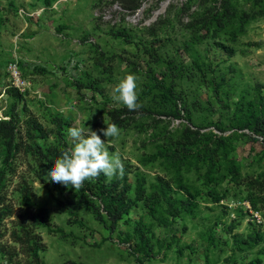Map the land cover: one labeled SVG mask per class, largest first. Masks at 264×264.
Segmentation results:
<instances>
[{"label": "trees", "instance_id": "16d2710c", "mask_svg": "<svg viewBox=\"0 0 264 264\" xmlns=\"http://www.w3.org/2000/svg\"><path fill=\"white\" fill-rule=\"evenodd\" d=\"M8 1L14 7L11 0ZM37 1L46 8L52 3L51 0ZM114 1L128 13L136 12L142 5L141 0ZM192 1L186 0L179 8V14H189ZM174 7L167 9L166 18L171 16ZM205 7L202 1L191 20L201 22L204 29L216 37L222 34L224 39L217 43V47L227 59H231L236 55L234 43L237 42L238 31L234 28L227 30L226 24L237 16L241 30L242 23L249 16L244 12L236 15L229 2L223 5L221 12L209 8L204 12ZM109 35L124 44L134 42V36L126 29L111 28ZM193 45L195 43L189 41L172 45L166 38H160L153 27L143 28L140 43L135 44L137 50L124 51L127 56L122 57L126 63L144 71V75L146 67L151 70L152 74L149 78L144 77L137 92L140 106L130 111L123 105L106 113L108 124H116L123 133L138 114L153 116L152 129L158 128L161 119L180 122V131L165 127L152 134L151 151L144 152L138 159L142 167L157 166L159 173L150 178L139 167L120 159L122 174L111 178L101 174L85 180L73 193L68 192L67 203L87 210L93 222L108 230L109 235L116 233L119 244L127 245L128 252L139 264L152 260L158 254L165 257L173 246L179 244L178 239L172 241V233L180 221L185 223L181 227L184 233L188 229L187 224L203 230L207 240L204 264H216L217 260L212 258L216 255L214 247L219 242L214 236L215 230L222 228L230 236L249 216L242 207L231 208L223 202L242 199L253 211L264 215V171L248 174L241 164L234 161L230 149L232 139L224 134L225 130L220 125L227 116L226 121L234 134L260 142L262 155L256 159L259 164L264 158V110L256 101L240 98L230 103L228 96L221 98L222 90L214 86L212 78L218 72L194 52ZM173 46L174 49L171 48ZM103 56L101 53L95 58V66L102 68L105 75L109 72L108 65L104 66L105 61L109 63L110 59L105 60ZM159 69L164 71L156 78L154 75ZM21 72L25 77L22 69ZM88 75L74 80L77 93L85 88L103 94L101 82L104 78ZM188 83L209 86L216 95L219 108L215 110L213 103L202 101L198 92H187ZM4 92L10 103L0 117V264H46L42 257L47 247L37 230L45 229L48 234L59 235L60 238H65L66 234L53 225L48 209L36 201L33 183L37 181L49 190V182L42 171L47 173L54 158L62 149L69 147L64 133L67 124L60 115L50 114L51 128L46 131L25 105L24 98L29 91L20 93L9 84ZM215 112L218 119L212 122L211 116ZM209 125L218 134L203 132ZM49 134L52 141H49ZM20 165L25 166V172L18 171ZM224 180L229 188L222 187ZM198 182L206 188L202 189ZM53 184L60 194L71 188ZM133 209L140 211L142 216L130 230L120 229L121 222L124 225L129 222ZM231 211L236 218L227 223ZM145 215L156 222L161 233L159 238L150 237L151 229L143 218ZM247 228L248 232L232 244L231 255L225 258V263H232L237 254L249 253L251 258L243 264H264V226L250 220ZM176 252L181 255L178 250Z\"/></svg>", "mask_w": 264, "mask_h": 264}, {"label": "rangeland", "instance_id": "374dc122", "mask_svg": "<svg viewBox=\"0 0 264 264\" xmlns=\"http://www.w3.org/2000/svg\"><path fill=\"white\" fill-rule=\"evenodd\" d=\"M202 1L206 4L204 12H207L206 8L221 12L223 5L229 2L236 15L244 12L249 16L242 23L241 30L237 16L226 24L227 30L234 28L238 31V39L234 43L236 55L231 59H227L217 47V43L224 39L222 34L216 37L207 32L201 22L191 20V15L198 11ZM9 2L0 0V117L10 103L4 91L10 83L7 64L14 56L31 84L24 98L25 105L46 131L51 128L50 114L60 115L67 124L64 133L68 143L67 132L71 126L85 123L93 130L106 127L109 122L107 111L123 106L114 99V88L118 82L128 73H133L137 77L138 92L144 77L149 78L152 74L149 67L145 68L144 75V71L122 59L127 56L124 51L137 50L135 44L140 43L142 30L147 27H153L160 38H166L172 45L183 41L194 42V52L218 72L212 78L214 86L222 90L221 98L228 96L230 103L240 98L256 101L264 110V0H193L189 14L178 12L186 0H141L140 9L134 13L124 11L114 0H54L50 9L41 15L45 21L40 20L41 17L32 19L18 13L19 10L32 12L43 7L37 0H11L14 7ZM172 6L175 7L171 16L166 18L167 9ZM111 28L128 30L134 36V42L124 44L112 37L109 35ZM101 53L105 60L110 59L109 63L105 61L104 66L108 65L109 69L105 75L102 68L95 66V58ZM163 71L156 70L154 76L159 78ZM86 74L91 78H104L101 82L103 94L85 88L77 93L73 82L85 78ZM186 85L187 92H198L202 101L213 103L215 110L219 108L216 95L209 86L204 83ZM152 117L150 114H138L124 133L119 130V135L112 138L101 135L111 154L139 167L150 178L159 173V168L150 165L142 167L138 159L144 152L151 151V135L165 127L168 130L182 129L180 122L170 118L161 119L159 129H152ZM211 118L215 122L218 114L213 113ZM226 118L220 125L225 130L224 134L232 139L230 149L234 161L241 164L248 174L264 171V158L261 163L256 162L262 155L260 142L234 134ZM203 132L218 134L212 125ZM52 140L49 134V141ZM18 171L25 172V166L20 165ZM42 174L49 182V190L35 181L33 191L36 201L48 209L53 225L66 234L65 238H60L59 235L48 234L45 229L37 230L47 247L42 257L46 264H139L128 252L127 245L119 244L116 233L109 235L108 230L93 222L87 210L67 203L68 192L73 193L75 189L70 188L60 194L54 189V182L47 177V173L42 171ZM197 184L202 189L206 188L200 182ZM222 187L229 188L226 180ZM240 203L242 199L223 202L231 208L242 207ZM140 216V211L133 209L129 222L125 225L121 222L119 228L130 230ZM143 218L150 226V237L159 238L161 233L156 222L149 220L147 215ZM234 218L236 216L231 211L226 222L230 223ZM261 218L264 222V215ZM250 220L253 219L246 216L230 236L222 228L215 230L214 236L219 242L214 247L216 255L212 258L217 260L216 264H243L251 258L249 253L237 254L232 263H225V258L231 255L232 244L248 232L247 222ZM184 224L180 221L173 229L172 241L178 239L179 244L173 246L165 257L158 254L144 264H204V245L207 241L204 232L187 224L188 229L184 233L181 229Z\"/></svg>", "mask_w": 264, "mask_h": 264}, {"label": "clouds", "instance_id": "9594fccd", "mask_svg": "<svg viewBox=\"0 0 264 264\" xmlns=\"http://www.w3.org/2000/svg\"><path fill=\"white\" fill-rule=\"evenodd\" d=\"M136 81V75L128 73L114 88V99L130 111L140 106L137 102ZM67 134L69 147L62 149L60 155L55 157L47 168V177L54 183L66 188L80 189L87 179L101 174L109 178L118 173L122 174L123 164L119 156L111 154L106 147V140L101 139V135L105 138L118 136L119 129L116 124L109 123L104 128L93 130L83 123L69 127Z\"/></svg>", "mask_w": 264, "mask_h": 264}, {"label": "built area", "instance_id": "2783aa9c", "mask_svg": "<svg viewBox=\"0 0 264 264\" xmlns=\"http://www.w3.org/2000/svg\"><path fill=\"white\" fill-rule=\"evenodd\" d=\"M46 8H40L32 12H25L23 10H19L18 13L21 15L23 13L27 18L37 19L41 16V14L45 11ZM7 73L10 79V87L16 89L20 93L28 92L30 89V82L28 79L23 77L21 69L19 67V61L14 56L7 64ZM244 211H247L249 216L255 221L257 224L263 225L261 214L259 212H255L251 209L250 205L246 201H242L240 203Z\"/></svg>", "mask_w": 264, "mask_h": 264}, {"label": "crops", "instance_id": "0c3cea01", "mask_svg": "<svg viewBox=\"0 0 264 264\" xmlns=\"http://www.w3.org/2000/svg\"><path fill=\"white\" fill-rule=\"evenodd\" d=\"M51 2H52V3H51V5H53V3H54V0H51ZM41 6H42V5H41ZM50 7H51V6H50ZM50 7H48L46 10L50 9ZM39 8H40V7H39ZM40 17H41V18H40ZM40 17H39V18H40V20H42V21H45V19H43V18H42V16H40ZM44 18H45V17H44Z\"/></svg>", "mask_w": 264, "mask_h": 264}]
</instances>
